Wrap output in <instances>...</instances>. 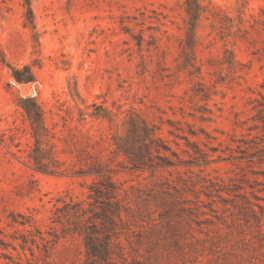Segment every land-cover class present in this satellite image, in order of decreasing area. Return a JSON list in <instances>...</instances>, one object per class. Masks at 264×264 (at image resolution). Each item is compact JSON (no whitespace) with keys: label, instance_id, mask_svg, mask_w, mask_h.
Instances as JSON below:
<instances>
[{"label":"rangeland","instance_id":"1","mask_svg":"<svg viewBox=\"0 0 264 264\" xmlns=\"http://www.w3.org/2000/svg\"><path fill=\"white\" fill-rule=\"evenodd\" d=\"M182 3L183 0H31L32 25L25 0H0V238L5 242L12 241L16 229L24 230L19 225L11 226L13 215L32 217L47 233L53 226L50 218L55 205H61L59 200H85L88 186L94 181L92 176L45 174L29 165L27 155L33 138L25 113L18 106L22 97H34L44 108L47 123L56 135L53 143L63 169L72 172L86 168L100 155L109 161L114 181L124 190L145 189L154 181L150 170H130L126 158L115 151L112 133L124 134L123 122L130 109L161 126L159 135L182 157L185 154L169 134L174 128L168 120L178 121L185 128L186 122L196 129L203 127L217 137L211 143L203 134L190 139L210 155L209 164L202 166L205 174L226 181L239 172L237 161L228 159V146H237L233 139L248 140L258 135L257 140L262 143L263 133L248 128L255 124L253 101L264 94V32L252 30L246 40L234 37L236 28L231 26L238 23V0H207V11L197 31L196 58L202 73L191 79L178 68L181 41L185 38ZM262 7L264 0H250L244 18L252 21ZM226 46L235 52L233 69L220 64ZM3 59L20 69L30 65L35 82L17 83ZM198 83L212 93L209 102L191 100L192 88ZM93 105L116 114L118 128L110 127L103 119L86 116L82 120L80 110L95 112ZM202 106L213 111L211 120L202 122L198 118ZM178 141L182 149L193 151L184 140ZM247 162L244 160L241 165L246 167ZM187 169L184 165L168 167L157 176L170 177V172L175 175L178 170ZM192 169L199 171L198 167ZM254 169L264 170V164ZM259 178L264 180V176ZM202 199L207 200L205 196ZM219 205L223 207L222 203ZM187 222L182 220L188 229ZM157 223L156 227L144 223L147 234L159 230L165 233L166 228L160 221ZM191 224L192 229L178 239L182 249L174 247L169 238L161 239L157 244L137 245L139 252L133 257L139 264H228L227 259L239 258L234 250L225 247L217 254L211 253L208 243L204 247L197 241L207 237L209 231L215 236L224 225ZM235 237L229 235L223 245ZM120 240L130 251L125 233ZM64 242L57 246L58 250ZM19 252L20 247L15 251L0 243V264H13L4 254L17 258ZM26 253L31 257L28 250ZM128 257L127 262L117 261L134 264ZM260 260L264 256L251 251L246 260L235 264H255ZM65 264H70V260Z\"/></svg>","mask_w":264,"mask_h":264},{"label":"trees","instance_id":"2","mask_svg":"<svg viewBox=\"0 0 264 264\" xmlns=\"http://www.w3.org/2000/svg\"><path fill=\"white\" fill-rule=\"evenodd\" d=\"M249 1L238 0V23L231 26L236 28V31L232 32L233 36L242 40L248 39L252 30L264 32V7L258 16H252V21L244 18ZM206 2L207 0H183L182 3L186 15L185 38L181 41L178 68L191 79L200 77L202 73L201 66L197 64L196 46L198 27L207 11ZM25 7L28 20L33 25L31 0H25ZM3 62L17 83L35 82V74L30 65L20 69L5 59ZM235 63L234 50L226 46L224 60L220 64H227L228 69H233ZM208 89L203 83H198L192 88L191 100L209 102L212 93ZM253 104L255 115L252 119L255 124L248 130H260L263 133L262 143L258 142V135L248 140L233 139L237 146H228V159L237 161L239 172L229 181L205 174L202 166L209 164L210 155L198 142L190 139L203 134L208 143H211L212 140H217V137H213L203 127L196 129L195 125L186 122L185 128L178 121L168 120V124L174 128L169 130V134L175 137L174 143L185 154V157H182L169 141L159 135L161 126L150 122L138 110L130 109L123 122L124 134L112 133V142L115 151L126 158L130 170L141 173L150 170L154 181L145 189L132 187L130 190H124L114 181L109 161L100 155L86 168L72 172L63 169L53 143L56 135L47 123L44 108L34 97L20 98L18 106L25 113L33 138V145L27 155L29 165L45 174L92 176L94 181L88 186L89 193L85 200H59L61 205H55L50 218L53 226L47 233L42 232L32 217L13 215L11 226L19 225L24 227V230L16 229L11 236V242L0 238V243L5 249L12 247L18 251L20 247L22 252L18 253L17 258L6 254L4 256L13 264H65L66 260H70V264H119L117 259L127 262L129 255L134 264H139L133 257V254L139 252L137 245H153L161 239L168 241L169 238L174 247L181 248L178 239L183 236L184 231L187 233L192 229L191 222L224 225L223 228L217 229L215 236L208 234L209 231L207 237L197 241L204 243V247L208 243V249L214 254L223 247L234 250L239 258L227 259L228 264L246 260L251 251L264 256V204H261L264 202V180L259 178L264 176V170L254 169V166L261 168L264 164V94L255 99ZM95 108L96 111L92 113L80 110L82 120H85L86 116L93 120L103 119L110 123V127L118 128L116 114L103 106ZM198 112V118L202 122L211 120L213 111L208 106H202ZM191 116L197 119L196 114L192 113ZM179 139L184 140L193 151L182 149ZM203 143L208 146V143ZM209 149L216 150L214 147ZM244 160L248 161L246 167L241 165ZM179 165L186 166L187 171L178 170L175 175L170 172V177L157 176L159 171ZM193 167H198L199 171H194ZM247 167L250 168L249 171H246ZM202 196L207 200H203ZM204 208H208V211ZM201 217L206 219L201 221ZM183 219L189 220L187 224L190 229L182 225ZM157 221L166 228L165 233L162 234L164 231L159 230L157 233L155 231L147 234L144 223H152L156 227ZM27 226H30V229H27ZM122 233L126 234L130 251H127L120 240ZM0 234H3L1 229ZM45 234H49V237ZM162 235L164 237L160 238ZM229 235L236 237L223 245ZM63 241V248L58 250L57 246ZM16 242L18 246L15 245ZM191 246L194 248V244ZM36 249L39 253H36ZM27 250L31 257L27 255ZM80 255L84 258L81 259ZM80 261L82 263H79ZM255 264H264V260Z\"/></svg>","mask_w":264,"mask_h":264},{"label":"bare ground","instance_id":"3","mask_svg":"<svg viewBox=\"0 0 264 264\" xmlns=\"http://www.w3.org/2000/svg\"><path fill=\"white\" fill-rule=\"evenodd\" d=\"M25 88V87H24ZM30 93H32V92H30Z\"/></svg>","mask_w":264,"mask_h":264}]
</instances>
